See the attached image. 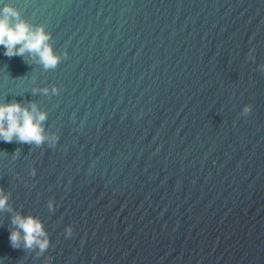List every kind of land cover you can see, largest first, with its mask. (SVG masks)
<instances>
[{
    "label": "water",
    "instance_id": "95a60500",
    "mask_svg": "<svg viewBox=\"0 0 264 264\" xmlns=\"http://www.w3.org/2000/svg\"><path fill=\"white\" fill-rule=\"evenodd\" d=\"M5 4L68 56L0 46V103L35 102L60 136L0 141V187L51 242L13 248L0 212V264H264V0Z\"/></svg>",
    "mask_w": 264,
    "mask_h": 264
},
{
    "label": "clouds",
    "instance_id": "9594fccd",
    "mask_svg": "<svg viewBox=\"0 0 264 264\" xmlns=\"http://www.w3.org/2000/svg\"><path fill=\"white\" fill-rule=\"evenodd\" d=\"M52 35L46 31L43 24H31L21 15L18 8L11 4H5L0 8V46L4 48V55L11 57H29L38 59L45 70H55L62 59L67 58L68 53L64 51L58 54L50 43ZM249 52V58L253 61L255 57ZM28 61L25 60V63ZM259 70L264 72V64L259 65ZM38 91L34 89L33 92ZM45 95H59L61 89L56 85L44 87L39 90ZM252 111V105L243 107L241 115L248 116ZM47 112L38 109L35 102L30 106H24L19 102L0 103V141L12 143L16 141L22 144L35 145L37 147L47 145L55 148L60 136L57 132H47L45 122ZM16 151L12 158H17ZM36 175V169L32 168L29 173ZM11 193L0 187V212L11 213L10 244L13 248H23L27 251L35 250L37 257L42 256L50 247L49 233L43 221L35 215H24L14 209L9 203ZM49 211L55 210V202L48 201ZM67 237L73 235V227L68 225L65 229ZM43 264H51V258H46Z\"/></svg>",
    "mask_w": 264,
    "mask_h": 264
}]
</instances>
